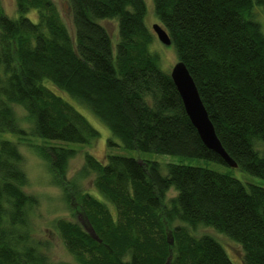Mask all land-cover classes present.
I'll use <instances>...</instances> for the list:
<instances>
[{
  "label": "trees",
  "instance_id": "16d2710c",
  "mask_svg": "<svg viewBox=\"0 0 264 264\" xmlns=\"http://www.w3.org/2000/svg\"><path fill=\"white\" fill-rule=\"evenodd\" d=\"M178 60L190 70L217 135L237 167L264 179V0H153ZM74 34L54 0H0V132L90 144L99 130L57 90L88 106L127 148L227 164L202 140L171 76L153 50L146 0H69ZM36 9L38 21L25 14ZM116 19L114 42L102 20ZM114 144L113 140H109ZM80 220L55 227L78 264H234L209 226L238 242L244 264H264V186L204 166L87 152L98 194L68 177L76 148L37 147ZM17 142L0 139V264L52 262L30 236L38 203ZM228 165V164H227ZM174 187L177 195L168 200ZM92 227L98 239L88 231Z\"/></svg>",
  "mask_w": 264,
  "mask_h": 264
},
{
  "label": "rangeland",
  "instance_id": "374dc122",
  "mask_svg": "<svg viewBox=\"0 0 264 264\" xmlns=\"http://www.w3.org/2000/svg\"><path fill=\"white\" fill-rule=\"evenodd\" d=\"M59 6L67 25L72 34H74V24L71 13H67L64 8L66 0H54ZM6 12L14 18L19 16L16 0H2ZM148 7L147 22L153 29L155 23H160L155 12V4L153 0H146ZM33 21H38V12L33 9L25 14ZM255 17L261 24L264 32V7L257 6L255 8ZM103 25L109 30L114 42L118 40L119 25L116 19L102 20ZM154 30V29H153ZM154 51L160 53V66L165 71H171L174 64L178 61L176 51L173 45H166L156 35V40L152 45ZM66 100L72 103L80 110L88 120L99 130L100 136L90 144H78L61 140H45L32 133L33 124L27 119V112L17 106V115L21 119L22 126L28 131L26 135H17L6 131L0 132V139H8L17 142L19 149L23 154V168L28 176V184L25 191L37 197L38 203L31 208L29 215L30 236L35 241L41 243L42 248L49 256L52 262H68L78 264L71 253L68 251L63 240L60 237L58 230L55 227L56 220L66 218L70 220H80L86 224L85 217L80 213L77 215L74 202L69 203L65 196L63 188L54 182L53 173L51 172L49 163L42 158L37 147L44 144H58L71 148H76L78 153L74 156L68 165V177L80 178V183L84 191L98 194L94 185L95 173L92 171L82 172L85 167L87 152L93 154L99 160H105L108 154H118L127 157H134L142 161H158L161 164L162 172L167 174L168 163H179L204 166L222 173H227L234 176L246 184H258L264 186V179L240 169L239 167H231L227 164L214 160L203 158L183 157L172 154H162L156 152L141 151L138 149L125 147L121 140L115 137L110 128L86 105L80 103L68 93L57 90ZM113 140L114 144H110L109 140ZM177 195V191L172 187L168 192V200ZM87 225V224H86ZM193 232L197 236L210 234L219 240L227 249L234 264H244L243 249L235 240L228 237L226 234L217 231L209 226H199Z\"/></svg>",
  "mask_w": 264,
  "mask_h": 264
},
{
  "label": "water",
  "instance_id": "95a60500",
  "mask_svg": "<svg viewBox=\"0 0 264 264\" xmlns=\"http://www.w3.org/2000/svg\"><path fill=\"white\" fill-rule=\"evenodd\" d=\"M64 8L67 13L72 12L69 0L65 1ZM153 29L160 41L164 44L170 45L172 43L169 33L161 24L155 23ZM171 76L182 97L186 111L204 143L220 154L229 166L237 167L238 164L225 150L217 135L215 126L202 100L198 86L187 65L183 61L178 60L171 70ZM88 231L94 238L98 239V236L92 227H89Z\"/></svg>",
  "mask_w": 264,
  "mask_h": 264
}]
</instances>
